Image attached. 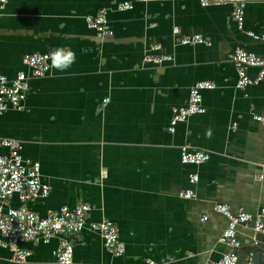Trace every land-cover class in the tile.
<instances>
[{
	"label": "crops",
	"instance_id": "1",
	"mask_svg": "<svg viewBox=\"0 0 264 264\" xmlns=\"http://www.w3.org/2000/svg\"><path fill=\"white\" fill-rule=\"evenodd\" d=\"M120 1L8 0L0 8V72L6 76L28 72L24 53L58 47L76 53L67 71L50 67L44 77L29 79L25 109L0 114V138L19 140L23 157L39 161L41 180L50 186L46 197L27 203L31 210L44 216L83 202L91 208L88 220L117 226L125 245L120 256L108 253L87 228L62 235L73 244L72 264H205L229 250L219 242L227 218L214 210L216 203L234 212L264 207V126L253 118L264 115V77L239 89L229 60L236 46L264 54V40L245 32L264 35V0L248 1L244 30L230 19L229 3L149 1L118 10ZM102 7L111 37L97 35L85 21ZM174 26L179 34L172 33ZM193 33L210 45L178 43L179 35ZM152 42L171 60L144 61ZM197 80L215 85L202 91L206 111L170 132L171 107L186 103ZM183 147L209 157L183 164ZM191 171L199 175L194 185L187 178ZM187 187L193 198L179 195ZM10 201L20 204L16 196ZM253 232L238 227L239 264L247 261ZM59 238L22 243L31 251L24 262L0 246V264H59Z\"/></svg>",
	"mask_w": 264,
	"mask_h": 264
},
{
	"label": "built area",
	"instance_id": "2",
	"mask_svg": "<svg viewBox=\"0 0 264 264\" xmlns=\"http://www.w3.org/2000/svg\"><path fill=\"white\" fill-rule=\"evenodd\" d=\"M7 1L0 0V8ZM149 1L169 0H122L116 4V8L118 10L131 9L134 2ZM248 1L199 0L202 6L231 4L230 19L238 30H244V11ZM85 21L97 35L113 36V31L107 22L106 8H99L93 15H87ZM245 32L254 39L264 40V35H257L253 31ZM172 33L179 34V28L174 26ZM177 41L182 45H210L209 40L201 33L179 35ZM160 47L159 42L149 43L144 61L154 64L170 61L171 55L156 53ZM52 51L24 53L22 62L27 66L28 72L20 70L11 78L0 72V114L9 108L25 109L24 100L28 81L31 78L44 77L48 73L51 67L49 54ZM229 60L236 72L235 86L239 89L258 83L264 77V54L236 46L230 52ZM250 68L257 69L255 75H249ZM214 86L210 80L193 82L189 87L186 103L171 107L168 130L174 132L177 123L185 121L190 115L204 113L206 109L202 104V91L213 89ZM106 101L107 99H103V104ZM253 118L264 126V115L254 114ZM232 127H236L235 121L232 122ZM0 147L6 148V152H0V246L11 250L12 260L24 262L30 256L31 251L21 247L22 243H48L53 238L61 237L54 250L56 261L59 264H72L73 244L62 235L79 232L84 228L96 232L100 236L102 245L108 253L114 256L124 253L125 245L117 226L110 220H88L87 214L91 208L87 203L80 202L72 207L62 205L56 209H49L44 216L31 210L27 203L46 197L50 191V186L41 180L40 163L23 157L21 154L22 143L17 139L2 137L0 138ZM208 157L209 153L201 149L183 147L180 151V161L183 164L199 165L204 163ZM187 178L189 184L194 185L197 183L199 175L197 172L191 171ZM179 195L183 198H193L195 192L192 187H187L182 189ZM13 196H16L20 202L18 206L11 205L10 200ZM214 210L227 218V224L219 236V242L228 246L229 250L222 252L215 260H208L205 264H239V250L242 244L238 235V227L251 226L254 232H263L264 207H260L253 213L244 210L234 212L227 204L216 203ZM202 219H206V216H203ZM148 264L155 263L149 261ZM241 264H251L250 258Z\"/></svg>",
	"mask_w": 264,
	"mask_h": 264
},
{
	"label": "clouds",
	"instance_id": "3",
	"mask_svg": "<svg viewBox=\"0 0 264 264\" xmlns=\"http://www.w3.org/2000/svg\"><path fill=\"white\" fill-rule=\"evenodd\" d=\"M49 59L51 68L64 72L76 62V53L70 48L58 47L49 54Z\"/></svg>",
	"mask_w": 264,
	"mask_h": 264
},
{
	"label": "water",
	"instance_id": "4",
	"mask_svg": "<svg viewBox=\"0 0 264 264\" xmlns=\"http://www.w3.org/2000/svg\"><path fill=\"white\" fill-rule=\"evenodd\" d=\"M245 250L251 264H264V231L253 232L251 241Z\"/></svg>",
	"mask_w": 264,
	"mask_h": 264
}]
</instances>
